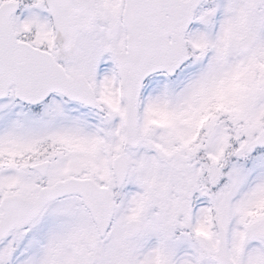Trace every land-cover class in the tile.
Wrapping results in <instances>:
<instances>
[{"label": "snow or ice", "instance_id": "6c2138e0", "mask_svg": "<svg viewBox=\"0 0 264 264\" xmlns=\"http://www.w3.org/2000/svg\"><path fill=\"white\" fill-rule=\"evenodd\" d=\"M0 264H264V0H0Z\"/></svg>", "mask_w": 264, "mask_h": 264}]
</instances>
